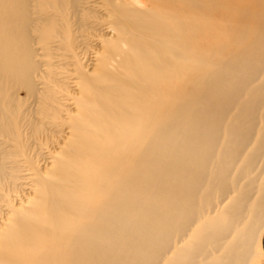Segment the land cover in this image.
<instances>
[{"label":"bare ground","instance_id":"6f19581e","mask_svg":"<svg viewBox=\"0 0 264 264\" xmlns=\"http://www.w3.org/2000/svg\"><path fill=\"white\" fill-rule=\"evenodd\" d=\"M215 1L99 0L118 42L95 75L81 76L72 140L47 178L22 136L47 128L35 114L60 113V91L45 81L57 80L55 52L77 60L88 39L76 44L72 24L90 33L100 14L86 0H0V185L17 179L12 140L39 189L29 209L4 218L0 264L253 262L264 233V27L245 54L191 76L187 97L179 86V71L212 57L211 45L200 56L199 34L203 22L212 29ZM132 146L115 168L129 167L95 188L99 171Z\"/></svg>","mask_w":264,"mask_h":264},{"label":"rangeland","instance_id":"374dc122","mask_svg":"<svg viewBox=\"0 0 264 264\" xmlns=\"http://www.w3.org/2000/svg\"><path fill=\"white\" fill-rule=\"evenodd\" d=\"M86 1L88 3L86 6L87 8L99 12V17L101 18V22L99 23L102 24L98 27V30L92 29L90 33H87L81 32L74 22V26L72 24V38H78L79 42L76 40V44H82V40L86 37L88 39V41H86L87 44L80 45V48L76 50L78 53L77 60L73 59L72 53L57 49L55 52L56 57L53 60L55 66L49 69L56 73L53 77L57 80L52 82L49 77L45 80L48 84L60 91L57 95L58 103L55 105L60 110V113H57V117L54 119L45 118L44 116H40L41 114H35L37 117L34 115V118L38 120V125L41 122H46L47 126L45 127L47 128L34 133L30 127H27L22 136L25 143V151L27 150L26 153L34 160L37 170L42 172V176L44 177H47L49 173L54 170L53 165L56 156L61 157L63 151L69 147V143L72 140L69 117L71 115L78 116L79 114L78 100L83 97L82 86L85 81L81 76L85 75L84 77L86 78V75L91 77L95 75L99 59L114 49L112 43L118 42L119 38L118 34L115 32L116 27L114 26V19H110V17L105 14L99 0ZM116 1L127 2L130 0ZM213 11L214 18L211 19L212 29L210 30L208 24L203 22L201 23L203 33L201 31L199 34L201 48L200 56L204 57V52H210L209 48L211 45L212 57L208 60L207 65H202L197 71H179L181 75L179 86L182 89L183 97H187L191 76L196 74L197 78H202L219 69L226 62H230L231 59L237 58L243 53L245 54L247 49L257 42L262 35L261 27H264V0H230L228 4L222 0H216ZM94 21L95 19L91 20V22ZM207 34H211V39H209V37L207 38ZM78 63H81L84 68L80 69ZM173 99L175 100L174 97ZM1 139L4 138L2 137ZM5 140L6 139H4V141ZM8 143L9 146H5L7 151L14 152L17 149L21 155L12 157L13 159L8 158L9 160H17L15 162L16 164L14 163L15 165L12 166H16L18 170L14 174L17 179L11 180L14 184L8 181L0 185V236L5 230L3 224H7L4 220H14L19 212L18 210L29 209L35 199L36 190H39L36 188L38 179L37 173L33 167L30 166L29 160L24 156L25 153L22 152L18 146H15V141L10 140ZM11 144L13 147H10ZM133 148V146L129 147L123 153L118 154L109 166H105L99 171L93 183L95 188L98 187L104 190L103 180L107 174H116L129 167L130 161H126L115 168L119 165V160L123 154L128 153ZM116 180V176L112 177V179L106 183V187L112 185ZM90 196L94 197L92 191ZM99 196L103 199L104 193ZM14 210L18 212L14 213ZM255 251L256 254L251 264H264V233L261 236V244L257 245Z\"/></svg>","mask_w":264,"mask_h":264}]
</instances>
